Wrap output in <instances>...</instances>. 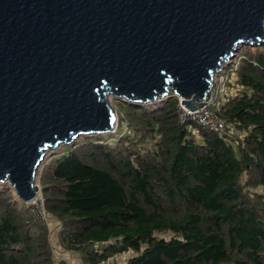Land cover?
Here are the masks:
<instances>
[{"label":"trees","instance_id":"16d2710c","mask_svg":"<svg viewBox=\"0 0 264 264\" xmlns=\"http://www.w3.org/2000/svg\"><path fill=\"white\" fill-rule=\"evenodd\" d=\"M245 46L219 112L238 133L180 122L177 96L116 99L114 133L81 136L45 166L46 211L81 264H264V44ZM49 233L0 182V264H69Z\"/></svg>","mask_w":264,"mask_h":264},{"label":"water","instance_id":"95a60500","mask_svg":"<svg viewBox=\"0 0 264 264\" xmlns=\"http://www.w3.org/2000/svg\"><path fill=\"white\" fill-rule=\"evenodd\" d=\"M244 44L264 0H0V182L36 201L49 150L117 130L109 95L196 110Z\"/></svg>","mask_w":264,"mask_h":264},{"label":"built area","instance_id":"2783aa9c","mask_svg":"<svg viewBox=\"0 0 264 264\" xmlns=\"http://www.w3.org/2000/svg\"><path fill=\"white\" fill-rule=\"evenodd\" d=\"M230 62L231 60L227 63ZM227 63H225L215 75L210 98L205 101L203 106L196 110H189L182 104V99L178 97L180 122H194L210 132H218L222 134L226 132L230 133L231 131V133H238L232 123H227L219 115L222 106L227 102L229 96L235 94L238 90L236 84L234 85V82H232V75H236L239 61L232 62L230 66H228ZM118 259H121V257H118Z\"/></svg>","mask_w":264,"mask_h":264},{"label":"rangeland","instance_id":"374dc122","mask_svg":"<svg viewBox=\"0 0 264 264\" xmlns=\"http://www.w3.org/2000/svg\"><path fill=\"white\" fill-rule=\"evenodd\" d=\"M245 45L246 44L241 46L239 48V50L237 51L239 55H242V53L245 52V50H246ZM251 46L254 47L255 45H251ZM239 55H235L233 58H231L230 59L231 62L227 63V65L230 66L232 64V62L238 61ZM225 71H226V68H225ZM234 77H235V79H234ZM214 78H215V76H214ZM237 78H238V75H237V70H236V75L235 76L232 75V82H234V85L236 84L237 88L239 89L241 86L239 83H237ZM213 84H214V80H213ZM108 98H109L111 105L117 111L118 127H119V124L121 121L119 118V113H121V111L119 110V108H120L119 107V101L116 100V98H114L113 96H111V97L108 96ZM189 123H191V122H189ZM118 127H117V129H118ZM124 129H126V128H124ZM230 134H232L231 131H230ZM80 138H81V136H80ZM62 147H63V145L59 146L57 148L51 149L45 154L43 161L41 162V164L38 168L37 175H36V183L39 185L38 199L36 201L30 203L29 207L33 210L34 214H36L37 219L40 222H42L45 226H47V228H49L50 241L54 247V256L57 259H61V258L65 257L68 260L69 264H81V260H80L81 258H80V255L78 253L65 250L60 245V240H59L60 222L56 219V217H54L52 214H50L49 212L46 211L45 200H44V195H43V188L41 186V181H40L41 180V174H42L45 166L48 163H50L52 161V159H54V157L58 154V152L61 150ZM118 260H120V259H118Z\"/></svg>","mask_w":264,"mask_h":264},{"label":"bare ground","instance_id":"6f19581e","mask_svg":"<svg viewBox=\"0 0 264 264\" xmlns=\"http://www.w3.org/2000/svg\"><path fill=\"white\" fill-rule=\"evenodd\" d=\"M109 97H111V95H109ZM34 202V201H33Z\"/></svg>","mask_w":264,"mask_h":264},{"label":"crops","instance_id":"0c3cea01","mask_svg":"<svg viewBox=\"0 0 264 264\" xmlns=\"http://www.w3.org/2000/svg\"><path fill=\"white\" fill-rule=\"evenodd\" d=\"M54 248V247H53ZM65 258V257H64ZM66 259V258H65ZM81 260V259H80Z\"/></svg>","mask_w":264,"mask_h":264}]
</instances>
